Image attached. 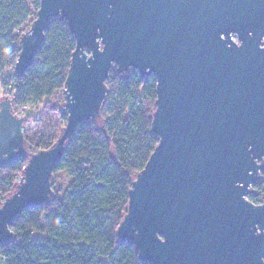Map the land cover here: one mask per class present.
Masks as SVG:
<instances>
[{
	"label": "water",
	"instance_id": "obj_1",
	"mask_svg": "<svg viewBox=\"0 0 264 264\" xmlns=\"http://www.w3.org/2000/svg\"><path fill=\"white\" fill-rule=\"evenodd\" d=\"M55 19L74 38L65 128L29 155L25 119L0 102V168L28 157L0 206V246L28 208L54 198L53 175L79 125L97 120L110 70L156 81L159 140L132 181L118 242L149 264H264V0H40L19 38L20 79Z\"/></svg>",
	"mask_w": 264,
	"mask_h": 264
},
{
	"label": "trees",
	"instance_id": "obj_2",
	"mask_svg": "<svg viewBox=\"0 0 264 264\" xmlns=\"http://www.w3.org/2000/svg\"><path fill=\"white\" fill-rule=\"evenodd\" d=\"M39 6L40 0H0V102L8 98L14 112L44 104L42 116H47L55 115L65 101L64 83L75 41L63 20H53L34 64L16 78L19 38L36 19ZM106 87L102 129L96 120L78 126L53 175L54 180L63 172L70 182L62 191L53 189L54 198L47 205L28 208L14 221L10 227L14 239L0 246V264H149L139 261L133 246L118 242L116 230L126 213L132 181L159 142L151 131L156 81L133 70L123 75L113 67ZM27 111L22 116L28 124ZM59 117L66 123V112ZM27 131L25 127L29 155L49 150L61 133L58 137L44 133L32 140ZM27 161L23 157L0 168V206L13 192ZM254 190L248 200L264 204L259 201L264 175Z\"/></svg>",
	"mask_w": 264,
	"mask_h": 264
},
{
	"label": "rangeland",
	"instance_id": "obj_3",
	"mask_svg": "<svg viewBox=\"0 0 264 264\" xmlns=\"http://www.w3.org/2000/svg\"><path fill=\"white\" fill-rule=\"evenodd\" d=\"M55 98H51L49 101L50 103H54ZM44 105V104H43ZM43 105H39L37 108H30L29 110L26 108V111L28 112V124L25 121L23 131L25 127L27 128V135L29 138L34 140L37 135H43L44 133L51 134L53 137H58L59 133L62 129L65 128L66 123L59 117L60 114H63L65 112L64 110V103H62L59 107V111L55 112V115H43L42 116V107ZM51 114V113H50ZM42 116V117H41ZM20 118H23L20 117ZM96 124L100 129H102L103 121L100 119V117L96 120ZM27 125V126H26ZM70 182V179L66 176L63 172H58L54 176L53 180V189L54 191H62L65 189ZM260 202L264 201V193L259 198ZM262 205V204H261Z\"/></svg>",
	"mask_w": 264,
	"mask_h": 264
},
{
	"label": "built area",
	"instance_id": "obj_4",
	"mask_svg": "<svg viewBox=\"0 0 264 264\" xmlns=\"http://www.w3.org/2000/svg\"><path fill=\"white\" fill-rule=\"evenodd\" d=\"M8 99V98H7ZM13 99V98H12ZM26 108H20L17 109L14 113L18 116V117H22V115L25 113Z\"/></svg>",
	"mask_w": 264,
	"mask_h": 264
}]
</instances>
